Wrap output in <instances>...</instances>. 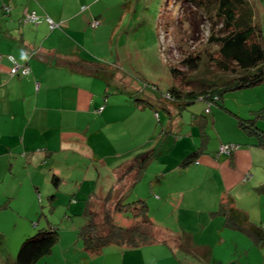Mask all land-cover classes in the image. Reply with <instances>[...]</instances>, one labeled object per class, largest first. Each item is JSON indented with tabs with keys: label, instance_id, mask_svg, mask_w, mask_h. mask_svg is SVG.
<instances>
[{
	"label": "rangeland",
	"instance_id": "374dc122",
	"mask_svg": "<svg viewBox=\"0 0 264 264\" xmlns=\"http://www.w3.org/2000/svg\"><path fill=\"white\" fill-rule=\"evenodd\" d=\"M252 2L264 33V0ZM131 5L129 14L134 15V20L127 19L126 23L132 24L130 31L135 29L134 34L137 35L134 39L126 38L123 41L125 48L121 47L119 54L123 74L131 80V88L136 93L128 96L124 90L121 92L110 86L108 99L115 103L118 96L122 100L124 97L125 101L122 103L124 107L115 110L110 106L108 112L121 114V117L115 124H109L111 127L106 126L101 131L95 127L91 133L87 131L77 135L86 146L79 145V148L66 150L56 147V152L46 161L37 155L31 161L32 153H28L26 158L16 154L12 158L11 169L8 162L5 167L0 165V193L4 189L22 192L13 198L5 195L2 200V203L8 200L9 207L0 211V233L4 237L6 235L3 243H0V254L8 255L10 250H14L12 241L18 239L20 248L26 238L21 233L14 239V234L25 222L22 210L28 205V198L25 197H28L31 189L39 191L36 193L38 208L33 212L34 223L30 222L33 234L40 228L48 227V221H52L59 228L60 236H69L74 229L88 222L89 217L85 212L91 196L106 194L114 184L120 168L142 160L156 150L155 157L148 158L140 180L123 198L125 203L145 199L151 221L172 235L167 236L169 245L163 244L167 255L173 260L170 261L167 256L165 262L160 264H264V246H256L247 235L224 227L223 218L211 214L218 209L223 193L226 196L236 194L240 204L258 216V225L264 226V194L254 190L259 186L256 179H264V150L253 148L256 151L255 160L261 167L251 171L253 176L249 181L239 184L237 176H230L226 167L221 171H207L201 163L203 158L215 156L219 150L217 134L213 130V118L218 111L223 113L218 117V124L226 126L229 123L231 126V123L234 125L236 122L238 125L240 119H252L264 131V119L257 118L258 113H264V82L224 94L221 104L213 105L211 114L205 113V102L197 101L182 110L183 130L175 125L180 117L176 118L175 113L171 117L164 110L165 107L157 105L143 111L135 109V98H145L147 93L164 95L173 85V76L167 63L178 66L187 50L205 55L206 51L212 52L216 47L207 44L212 25L206 19L204 10L194 2L133 0ZM110 58V63H116V56ZM203 69L204 66L200 67L193 76L200 75ZM154 85L159 91L153 88ZM140 89L145 90V94L140 93ZM156 110L159 119L155 116ZM194 114L206 116L209 120L211 141L208 143L207 154L198 159L199 163L182 168L185 170H171L169 168L174 163L180 164L186 158L184 152L192 146V141L197 145L201 142L200 127L191 124ZM236 127L233 132L226 130L225 136L247 140L249 136L246 131ZM188 130L196 133V139L190 137ZM186 144L189 147H185ZM166 166L169 170L162 171ZM240 171L239 168L237 174ZM55 174L62 178L56 189L52 185ZM224 181L230 191L223 188ZM54 194L56 196L51 200L49 197ZM99 204L103 208V203ZM111 207L108 205L107 208ZM114 217L120 225L131 224L130 220L119 214ZM38 220L41 221L39 226ZM68 246L65 244L63 250L68 252ZM70 248L71 255L76 249L78 251L74 246ZM43 260L37 264H43ZM47 261L50 263L51 258Z\"/></svg>",
	"mask_w": 264,
	"mask_h": 264
},
{
	"label": "crops",
	"instance_id": "0c3cea01",
	"mask_svg": "<svg viewBox=\"0 0 264 264\" xmlns=\"http://www.w3.org/2000/svg\"><path fill=\"white\" fill-rule=\"evenodd\" d=\"M132 1L0 0V165L2 167H5L8 162L11 169L13 164L11 161L16 154L26 158L28 153H32L31 161H34L35 155L39 158L43 157V161H46L53 152H56V147L66 150L79 148V145L86 146V143L81 142L83 139L78 138L77 135L87 131L91 133L95 127L101 131L106 126L111 127L109 124L119 121L121 114L116 115L108 110L110 106L115 110L124 107L122 103L125 99L123 97L122 100L116 96L114 103L113 100L108 99L110 95L108 89L113 86L121 92L124 90L128 96L136 93L134 88H131V80L123 74L122 58L119 54L121 47L125 48L123 41L126 38L134 39L137 35V33L134 34L135 29L130 31L133 28L132 24L126 23L127 19L134 20L132 19L134 15L129 14ZM32 11H35L39 17L37 23L24 22L26 13ZM49 20L54 23V28L51 27ZM95 21H99L100 24L93 26ZM110 55L117 57L116 63L109 62ZM15 63L29 67L30 73L11 75L10 70ZM153 96L154 93L145 95L146 98L152 99L156 106L160 105L154 101ZM102 107L103 110L99 112ZM135 109L144 110L136 105ZM167 110L165 111L171 117L175 113L176 118L182 119L175 125L183 130L182 111L172 106H169ZM221 114L223 113L218 111L213 118V130L217 134L219 149L221 145L228 143L237 144L239 148L229 157L220 155L218 150L215 156L205 157L201 163L207 171H221L226 167L230 176H237L238 184L247 182L253 176L251 171L261 167L255 160L256 151L253 149L256 147L255 139L226 137V130L233 132L239 125L236 122L234 125L231 123V126L229 123L226 126L218 124V117ZM155 116L160 118L157 111ZM191 122L193 126L200 127L201 136L205 133L211 141L208 133V118L203 123H199L193 121L192 117ZM188 133L190 137L196 139L194 137L196 133L193 130H188ZM191 144L190 150H186L184 155L196 149L197 144L194 141ZM185 147L189 146L186 144ZM205 154L207 152L203 155ZM239 168L241 171L237 174ZM167 169L166 166L162 171L185 170L179 163H174ZM256 181L259 186L264 183L261 177H258ZM60 183L61 181L59 185ZM52 185L55 189L59 188V185L58 187L54 183ZM222 186L225 190L229 189L225 181ZM37 192L31 189L28 191V197H25L28 198L26 201L28 205L22 210L25 213L23 216L25 222L19 229L16 230L15 227L14 239L21 233L22 237L23 234L26 235L25 237L33 235V226H30V222L34 223L32 222L33 212L38 208ZM21 194L20 191L4 189V192L0 193V207L3 205H6L5 208L9 207L8 200L2 203L5 195L13 198ZM106 194H97V197H105ZM221 196L222 193L219 197ZM225 196L223 193L222 198ZM231 197L234 198L236 206L247 212L254 223H259L258 216L251 210H247L246 206L241 205L236 194ZM49 198L53 200L51 196ZM0 211H2L1 208ZM40 223L41 221L38 220L37 225L39 226ZM55 225L54 222L48 221V227ZM223 226L225 227V224ZM77 230L74 229L69 236H60V242L54 247L52 253L45 257L46 259H42V263L160 264L165 262L164 258L168 256L163 243L134 249L110 246L101 254L90 256L82 250V243L80 244L77 240ZM3 237L4 235L0 233V243H3L6 235ZM19 243V239L12 241L11 246H14V250H10L8 255L0 254L2 264L14 262ZM65 244H69L68 252L63 250ZM70 246L78 248L73 255H71ZM50 258L49 263L47 260ZM169 259L173 260L170 257Z\"/></svg>",
	"mask_w": 264,
	"mask_h": 264
},
{
	"label": "trees",
	"instance_id": "16d2710c",
	"mask_svg": "<svg viewBox=\"0 0 264 264\" xmlns=\"http://www.w3.org/2000/svg\"><path fill=\"white\" fill-rule=\"evenodd\" d=\"M183 1L194 2L204 10L206 19L212 25L207 44L216 49L206 51L205 55L187 50L178 66L167 63L173 76V85L164 95L154 94L153 99L165 107L164 110L172 106L181 111L202 101L210 104L211 114L213 105L222 102L224 94L264 82V33L255 15L252 0ZM203 66L204 71L193 76ZM153 88L159 91L155 85ZM139 92L145 94V90L140 89ZM134 102L142 109L157 107L152 99L146 97L140 96ZM257 118L264 119V113H258ZM205 119L206 116L193 115V121L203 123ZM238 125L250 138L255 139L256 147L264 149V131L256 126L254 120L240 119ZM208 142L207 135L202 133L200 144L180 162V167L199 163L200 156L207 152ZM155 154L156 150L142 160L126 165L118 173L115 184L105 197L92 194L87 201L85 214L89 220L77 230V238L82 243V250L88 255H99L110 246L134 249L156 243L169 245L167 240L172 235L151 221L147 201L138 199L125 203L123 198L140 180L148 158H154ZM219 154L231 156L233 153L219 151ZM60 181L59 177L53 175L52 182L56 187ZM255 190L264 194V183ZM99 203H103V208ZM108 205L112 207L107 208ZM5 207L3 205L0 208ZM116 214L130 220L131 224L123 226L116 223ZM211 214L223 217L226 228L247 235L254 245L264 246V226L254 223L247 212L238 208L230 194L222 198L218 209ZM59 242L60 230L56 225L40 228L23 240L14 262L7 264H37L49 256Z\"/></svg>",
	"mask_w": 264,
	"mask_h": 264
},
{
	"label": "built area",
	"instance_id": "2783aa9c",
	"mask_svg": "<svg viewBox=\"0 0 264 264\" xmlns=\"http://www.w3.org/2000/svg\"><path fill=\"white\" fill-rule=\"evenodd\" d=\"M39 17L35 11L27 12L24 18V22H31V23H37ZM51 27L54 28L55 25L53 22L49 20ZM99 21H95L93 23V26L99 25ZM162 45H164L163 39H161ZM30 73V68L25 65H20L18 63H15L12 69L10 70L11 75H28ZM103 110V107L99 109V112ZM210 111V104L207 105L206 113H209ZM239 146L236 144H227V145H221L219 151L220 153L230 154L233 153L236 149H238Z\"/></svg>",
	"mask_w": 264,
	"mask_h": 264
}]
</instances>
